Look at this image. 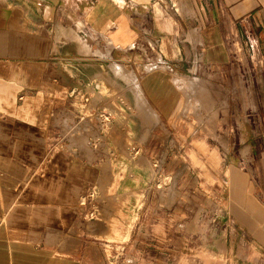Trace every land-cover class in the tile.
Here are the masks:
<instances>
[{
	"label": "crops",
	"instance_id": "crops-1",
	"mask_svg": "<svg viewBox=\"0 0 264 264\" xmlns=\"http://www.w3.org/2000/svg\"><path fill=\"white\" fill-rule=\"evenodd\" d=\"M178 1L180 13H193L200 27L207 65L225 66L235 45L244 49L252 34L260 55L254 52L264 62V0ZM152 5L148 0H0V264H70L68 234L86 218L79 197L93 194L99 218L94 222L105 232L119 200L128 207L149 185L145 165L136 162L145 152V108L134 113V80H127L128 86L110 65L126 68L143 59L135 44L145 38L139 24L145 23L146 10L155 22ZM68 32L77 34L88 52ZM158 32L161 42L175 40L167 31ZM177 51L169 52L170 59L158 52L168 72L166 64L180 58L182 50ZM176 76L183 79H172ZM142 78L143 83L136 79L141 90L154 99L165 96L171 106L165 72ZM112 87L114 93L108 90ZM175 146L181 147V140ZM132 148L140 154H131ZM248 181L229 179L228 212L236 223L221 231L226 254L215 264H264V152L251 194ZM244 238L243 257L238 249ZM60 241L67 254L55 256Z\"/></svg>",
	"mask_w": 264,
	"mask_h": 264
},
{
	"label": "rangeland",
	"instance_id": "rangeland-1",
	"mask_svg": "<svg viewBox=\"0 0 264 264\" xmlns=\"http://www.w3.org/2000/svg\"><path fill=\"white\" fill-rule=\"evenodd\" d=\"M148 1L153 3L156 18L154 22L152 11L146 10L145 23L139 24L145 38L135 48L144 53L143 59L126 66L139 76L125 74L121 80L129 86L127 80L143 83L142 76L151 72L167 76L171 106L165 104V96L154 99L145 90L130 88L134 113L142 114L145 108V152L132 148L131 154H140L136 162L145 165L149 185L135 193L134 203L131 200L128 207L126 200H119L117 216L105 232L94 222L99 218L94 214L93 194L80 196L78 207L86 208V218L68 234L70 264H210L212 257L214 264L220 262L226 254L221 231L236 223L228 212L232 206L229 179L235 175L250 180L246 190L251 194L261 174L264 62L259 49L257 55L249 50L248 42L244 49L236 44L230 61L213 68L203 60L201 31L193 22L194 14L180 13L177 0ZM158 29L175 35V40L161 42ZM168 43L176 53L177 47L182 50L178 61L166 64L170 72L160 64L158 54L163 50L170 59ZM78 48L88 52L87 45ZM173 75L183 76L182 82L174 83ZM108 90L116 91L113 87ZM120 98L125 99V93ZM170 107L174 113L169 115L165 110ZM178 134L182 136L178 138ZM177 140L182 143L179 148ZM242 241L238 254L244 257L247 239ZM48 242L57 245L54 239ZM62 247L60 241L55 256H62L63 250L67 254Z\"/></svg>",
	"mask_w": 264,
	"mask_h": 264
},
{
	"label": "bare ground",
	"instance_id": "bare-ground-1",
	"mask_svg": "<svg viewBox=\"0 0 264 264\" xmlns=\"http://www.w3.org/2000/svg\"><path fill=\"white\" fill-rule=\"evenodd\" d=\"M178 1V0H177ZM179 2V1H178ZM181 5V4H180ZM58 29V28H57ZM62 30V29H61ZM195 37V36H194ZM70 39L76 41L78 43V45H80L82 48H84L86 46L85 43H83L80 39V37H78L77 35H73ZM111 64V63H110ZM90 65V64H89ZM109 66V65H108ZM111 69L113 70V72L115 73V75H117L118 77L120 76L121 78L125 75V74H132L130 71H128L125 67H122L120 64H114L112 63L111 65ZM154 70V69H153ZM97 73V72H96ZM175 76V75H174ZM117 77V78H118ZM173 78V77H172ZM120 79V78H119ZM182 81L183 79L179 78L176 76L174 82L176 81ZM139 82V81H138ZM132 85V84H131ZM134 85L136 86V88L140 86V83H134ZM132 87V86H131ZM130 87V88H131ZM137 88V89H138ZM179 88V87H178ZM140 89V88H139Z\"/></svg>",
	"mask_w": 264,
	"mask_h": 264
},
{
	"label": "built area",
	"instance_id": "built-area-1",
	"mask_svg": "<svg viewBox=\"0 0 264 264\" xmlns=\"http://www.w3.org/2000/svg\"><path fill=\"white\" fill-rule=\"evenodd\" d=\"M256 40L257 39L253 34L251 36V39L248 40V46H249V50L251 52H254L255 50L258 51V46H257ZM101 117H103V115ZM106 118H107V116L103 117V122L106 120Z\"/></svg>",
	"mask_w": 264,
	"mask_h": 264
}]
</instances>
